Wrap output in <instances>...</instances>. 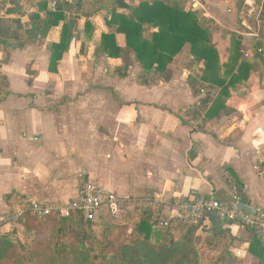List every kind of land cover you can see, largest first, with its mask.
I'll return each mask as SVG.
<instances>
[{
  "label": "crops",
  "instance_id": "1",
  "mask_svg": "<svg viewBox=\"0 0 264 264\" xmlns=\"http://www.w3.org/2000/svg\"><path fill=\"white\" fill-rule=\"evenodd\" d=\"M141 1L154 0H64L70 6L63 14L75 20L76 34L55 74L48 72L47 45L59 42L63 22L43 40L26 36L24 27L30 14L53 12L56 0H17L19 15L5 14L11 5L0 4V235L15 232L23 241L16 220L29 199L69 202L84 181L132 200V223L144 212L153 218L143 196L154 192L168 201L212 195L264 210L263 66L255 61L226 106L207 116L217 89L199 81L204 65L194 62L187 46L168 63L164 77L143 75L133 56L125 70L119 58L98 51L101 35L111 32L105 21L112 10ZM178 1L198 12L221 65L229 57L231 33L248 59L264 46V0ZM85 22L93 29L89 42ZM115 42L125 47L123 35ZM188 76L197 81L193 87ZM170 213L166 209L163 219ZM110 223L101 211L93 229ZM213 228L204 221L196 239L212 237ZM216 228L226 234L218 242L247 237L236 224L220 221ZM247 246L229 248L228 254L241 251L245 260ZM203 251L214 255L205 245Z\"/></svg>",
  "mask_w": 264,
  "mask_h": 264
},
{
  "label": "trees",
  "instance_id": "2",
  "mask_svg": "<svg viewBox=\"0 0 264 264\" xmlns=\"http://www.w3.org/2000/svg\"><path fill=\"white\" fill-rule=\"evenodd\" d=\"M60 1L56 0L55 10L45 11L44 17L30 14L28 25L24 27L26 36L36 34L43 40L52 27L63 22L59 42L47 45L48 72L52 74L57 72L76 34L75 20L67 19L63 14L66 5H70L63 3L64 0L58 5ZM5 3L11 5L5 14L19 15L17 0H0V4ZM197 13L184 9L178 0L141 1L126 10L113 9L105 21L111 32L101 35L98 51L111 59L119 58L125 70L133 56L143 75L151 73L164 77L168 63L187 46L194 62L204 65L199 81L217 89L207 116L216 114L226 106L231 90L248 80L255 61L264 68V46L255 48L250 59L244 58L240 41L231 33L229 57L221 65L219 53L211 42V32L199 25ZM151 29L156 32L149 34ZM83 33L84 40L89 42L93 29L88 22L84 24ZM118 34L124 36L123 48L115 42ZM187 79L192 87L197 83L193 77ZM78 217L77 221L76 216L70 220L56 216L39 220L24 211L16 221L22 227L25 239L19 240L15 232L0 235V264H247V259H254L250 264H264V246L256 232L248 228H245L247 237L244 240L229 237L227 244L221 240L218 242L226 234L214 227L212 237L203 241L198 238L196 242L198 227L170 225L160 228L152 216L144 212L130 229H127L129 221L123 224L112 222L103 230L99 229L102 241L95 246V242L88 240L94 222ZM206 220L209 221L207 217ZM71 221H75L80 230L72 236L66 229ZM115 229L119 232L110 239ZM47 232L50 239L44 245L40 238ZM244 242H248L243 249L245 260L228 254L229 248L241 249ZM203 245L214 251L212 258L205 259Z\"/></svg>",
  "mask_w": 264,
  "mask_h": 264
},
{
  "label": "built area",
  "instance_id": "3",
  "mask_svg": "<svg viewBox=\"0 0 264 264\" xmlns=\"http://www.w3.org/2000/svg\"><path fill=\"white\" fill-rule=\"evenodd\" d=\"M258 52L260 53L261 50ZM248 57L249 55L244 53V58ZM143 201L151 205L152 219L157 222L160 228H166L170 225L200 228L203 222L207 221L206 214L211 213L226 224H236L255 231L264 242V210L254 209V215L246 213L238 207L240 203L237 199L230 203L219 201L212 195H190L168 201L160 193L154 192L144 195ZM133 203L130 199L118 198L94 182L84 181L81 183L74 200L58 202L29 199L26 210L31 216L39 220L51 216L70 220L74 216H81L88 222H95L97 215L101 211H105L113 223L123 224L130 218ZM166 209H170L171 213L168 218L163 219L162 216ZM241 254V251H235L236 257L239 258Z\"/></svg>",
  "mask_w": 264,
  "mask_h": 264
},
{
  "label": "rangeland",
  "instance_id": "4",
  "mask_svg": "<svg viewBox=\"0 0 264 264\" xmlns=\"http://www.w3.org/2000/svg\"><path fill=\"white\" fill-rule=\"evenodd\" d=\"M126 223V222H125ZM132 222L129 221V225L127 226V229H130V227L132 226ZM107 227V225H106ZM66 229L68 230V233L72 236L75 235L77 232H80L79 227H77V225L71 221V223L69 225H67ZM118 230L115 229V231L110 235V239H114L116 234H118ZM41 242L45 245L48 243L49 241V235L48 232L45 233V235H41ZM102 233L100 232V230L98 228H94L90 231V233L88 234V240L95 242V246L96 244L98 245L99 242H101L102 240ZM195 241H196V237H195ZM197 242V241H196ZM203 255L205 257V259H209L212 258L214 255H207L205 253V251H203ZM248 264V263H247ZM250 264V263H249Z\"/></svg>",
  "mask_w": 264,
  "mask_h": 264
},
{
  "label": "water",
  "instance_id": "5",
  "mask_svg": "<svg viewBox=\"0 0 264 264\" xmlns=\"http://www.w3.org/2000/svg\"><path fill=\"white\" fill-rule=\"evenodd\" d=\"M238 207H239L242 211H244V212H246V213H249V214H252V215L255 214V210L252 209V208H250V207H248L247 204H246L245 202H244V203H240V204L238 205ZM206 217L212 222V225H213L214 227H217V224L220 222V219H219L217 216H214L213 214L208 213V214H206Z\"/></svg>",
  "mask_w": 264,
  "mask_h": 264
}]
</instances>
